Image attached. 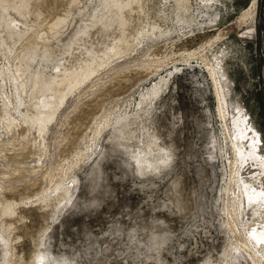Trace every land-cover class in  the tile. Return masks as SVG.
<instances>
[{"label": "rangeland", "instance_id": "1", "mask_svg": "<svg viewBox=\"0 0 264 264\" xmlns=\"http://www.w3.org/2000/svg\"><path fill=\"white\" fill-rule=\"evenodd\" d=\"M38 254L264 264V0H0V264Z\"/></svg>", "mask_w": 264, "mask_h": 264}, {"label": "bare ground", "instance_id": "2", "mask_svg": "<svg viewBox=\"0 0 264 264\" xmlns=\"http://www.w3.org/2000/svg\"><path fill=\"white\" fill-rule=\"evenodd\" d=\"M65 81V79H64ZM63 81V82H64ZM61 83L60 85H62V82H59ZM66 83V82H65ZM64 83V84H65ZM63 84V86H64ZM162 85H165V80L162 78L158 81V86H162ZM24 88V87H23ZM22 89V87H21ZM24 89H22L23 91ZM25 91V90H24ZM62 91V90H61ZM22 93V92H21ZM53 93L52 92V96H53ZM60 92L57 91L55 94H54V99L53 100H50V102L48 103H44L45 107H48L50 109L54 108V106L56 105V102H57V97L60 96ZM140 101H142V103H145V100L143 98V95L140 96ZM237 147L238 148H248V143L247 142H243V141H240V139H237ZM233 200V199H232ZM229 207V206H228ZM228 216L229 218L231 219L232 221V225L234 224V220H237L238 218V215H237V208L235 207V203L232 202V205H231V211L228 212ZM234 227V225H233ZM234 229V228H233ZM246 243V241H244V244Z\"/></svg>", "mask_w": 264, "mask_h": 264}, {"label": "clouds", "instance_id": "3", "mask_svg": "<svg viewBox=\"0 0 264 264\" xmlns=\"http://www.w3.org/2000/svg\"><path fill=\"white\" fill-rule=\"evenodd\" d=\"M37 264H48L47 254H38L36 257ZM56 264H60V261H56Z\"/></svg>", "mask_w": 264, "mask_h": 264}]
</instances>
